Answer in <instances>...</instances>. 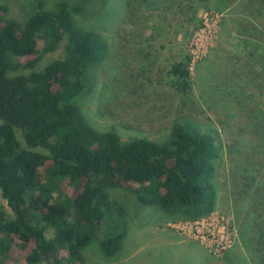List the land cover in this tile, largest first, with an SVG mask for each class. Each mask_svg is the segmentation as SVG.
Segmentation results:
<instances>
[{
    "label": "trees",
    "instance_id": "trees-1",
    "mask_svg": "<svg viewBox=\"0 0 264 264\" xmlns=\"http://www.w3.org/2000/svg\"><path fill=\"white\" fill-rule=\"evenodd\" d=\"M72 12L66 0L53 8L37 1L17 19L0 5V191L6 202L0 208V264H37L44 258L85 264L82 250L96 237L106 256L115 255L125 226L100 236L106 216L119 219L125 212L113 190L130 191L172 221L203 218L218 204L220 148L212 133L173 122L167 139L154 142L122 139L113 129L89 124L76 97L84 90L87 68L106 57L107 44L79 28ZM61 47L63 56L36 67L43 55ZM190 59L185 55L169 71L182 95L192 90ZM18 69L29 72L11 73ZM263 172L264 163L244 166L240 191L243 199L254 194L245 209L262 247Z\"/></svg>",
    "mask_w": 264,
    "mask_h": 264
},
{
    "label": "rangeland",
    "instance_id": "rangeland-1",
    "mask_svg": "<svg viewBox=\"0 0 264 264\" xmlns=\"http://www.w3.org/2000/svg\"><path fill=\"white\" fill-rule=\"evenodd\" d=\"M37 1L53 8L62 0L0 5L9 17L23 19ZM66 1L76 25L107 44L106 57L87 68L76 97L93 128L158 142L167 139L173 122L189 123L212 133L220 148L215 211L172 221L130 191L113 190L125 212L119 219L106 216L100 236L115 234L122 224L126 235L113 256L93 238L82 250L85 264H264V247L245 209L254 194L240 196L244 166L264 163V0ZM185 55L191 58L192 90L182 95L169 71ZM61 56L62 47L43 55L36 67ZM17 72L29 70L11 73ZM219 230L228 239L225 248L218 246Z\"/></svg>",
    "mask_w": 264,
    "mask_h": 264
},
{
    "label": "built area",
    "instance_id": "built-area-1",
    "mask_svg": "<svg viewBox=\"0 0 264 264\" xmlns=\"http://www.w3.org/2000/svg\"><path fill=\"white\" fill-rule=\"evenodd\" d=\"M198 219H200V218H198ZM195 220H197V219H195ZM219 233H221V235H220L219 240H218V244H219L218 246H221V248H225L226 245L228 244V239H227V237H225L223 235V230H219Z\"/></svg>",
    "mask_w": 264,
    "mask_h": 264
}]
</instances>
